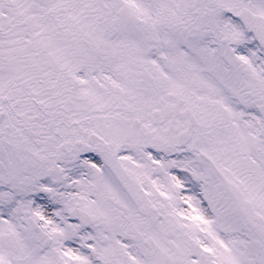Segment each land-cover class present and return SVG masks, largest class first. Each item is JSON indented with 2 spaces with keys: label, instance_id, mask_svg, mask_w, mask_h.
<instances>
[{
  "label": "snow or ice",
  "instance_id": "1",
  "mask_svg": "<svg viewBox=\"0 0 264 264\" xmlns=\"http://www.w3.org/2000/svg\"><path fill=\"white\" fill-rule=\"evenodd\" d=\"M0 264H264V0H0Z\"/></svg>",
  "mask_w": 264,
  "mask_h": 264
}]
</instances>
